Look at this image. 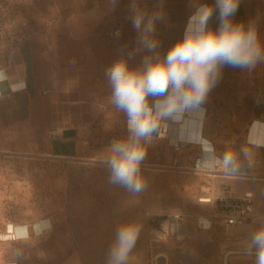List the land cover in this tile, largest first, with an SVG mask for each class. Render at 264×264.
Masks as SVG:
<instances>
[{"label": "crops", "instance_id": "obj_1", "mask_svg": "<svg viewBox=\"0 0 264 264\" xmlns=\"http://www.w3.org/2000/svg\"><path fill=\"white\" fill-rule=\"evenodd\" d=\"M133 2L152 11L160 0H0V264L64 263L59 214L46 194L25 191L32 181L17 166L45 158L106 159L110 141L127 135L126 118L109 103L105 70L121 55L135 52L132 65L146 55L136 51ZM191 5L163 0L166 18L156 24L161 53L182 37ZM234 19L256 20L264 40V0H241ZM210 26H217L215 15ZM199 109L198 134L210 145L185 141L180 120L170 118L142 167L204 176L201 194L213 203L200 204L201 213L216 214L212 235L225 216L216 206L246 193L264 220V64L251 72L225 66ZM240 149L248 155L241 153L232 171L220 158Z\"/></svg>", "mask_w": 264, "mask_h": 264}, {"label": "clouds", "instance_id": "obj_2", "mask_svg": "<svg viewBox=\"0 0 264 264\" xmlns=\"http://www.w3.org/2000/svg\"><path fill=\"white\" fill-rule=\"evenodd\" d=\"M241 0H192V13L183 35L166 51H159L156 24L165 20L163 0L152 11L130 5L129 18L137 33L136 51L146 55L132 65L135 52L121 55L105 70L109 103L126 118L127 135L113 138L105 163L110 182L139 193L147 185L142 165L147 147L161 136L166 121L187 110L198 109L219 82L225 66L251 72L264 64V40L256 20L234 19ZM217 26H210L213 16ZM0 72V79L3 78ZM243 149L220 158L236 171ZM247 156V153H243ZM133 222L117 225L107 251L106 264H129L139 238ZM254 264H264V221H253L245 242Z\"/></svg>", "mask_w": 264, "mask_h": 264}, {"label": "rangeland", "instance_id": "obj_3", "mask_svg": "<svg viewBox=\"0 0 264 264\" xmlns=\"http://www.w3.org/2000/svg\"><path fill=\"white\" fill-rule=\"evenodd\" d=\"M105 160L45 158L26 161L23 170L17 166L21 177L32 181L25 191L46 194L50 210L59 214L66 244L63 264H106L115 229L123 222L140 227L129 264H224L230 250L240 253L230 254L227 264H254V256L244 253L248 232L220 229L212 235L197 225L198 217L208 215L201 213L200 204L213 203L199 202L210 197L201 194L204 176L142 167L147 185L135 193L110 182ZM216 210L222 211L218 206ZM175 216L189 220L178 229L172 221ZM254 220L264 221L253 207L243 226L252 227ZM213 224L214 228L216 219Z\"/></svg>", "mask_w": 264, "mask_h": 264}, {"label": "built area", "instance_id": "obj_4", "mask_svg": "<svg viewBox=\"0 0 264 264\" xmlns=\"http://www.w3.org/2000/svg\"><path fill=\"white\" fill-rule=\"evenodd\" d=\"M4 11L3 13H5ZM264 126V119L262 121ZM259 146L264 150V139L259 144ZM264 167V165H263ZM202 198L199 199V202L202 203H212V198H204L206 201H201ZM218 207L225 213L224 223L221 226V229L225 233H231L237 227L242 226L247 221L251 219L253 207H254V197L252 193H246L241 198L231 199L227 201H222L218 204ZM216 219V214L210 212L207 216L198 217L196 219L197 225L200 229L210 232L213 229V222ZM189 219L182 216H175L172 218V221L175 224V228H182V226ZM230 255V254H229ZM228 255V256H229Z\"/></svg>", "mask_w": 264, "mask_h": 264}, {"label": "bare ground", "instance_id": "obj_5", "mask_svg": "<svg viewBox=\"0 0 264 264\" xmlns=\"http://www.w3.org/2000/svg\"><path fill=\"white\" fill-rule=\"evenodd\" d=\"M203 113L201 112V109H192V110H187L181 114H177L174 118H171L172 120H180V123L177 124L178 125V133L180 134V137L184 138L185 141H194V142H200L203 143V146H209L210 144L205 141L204 139H202L200 137V135L198 134V129H199V124H200V120L196 119V117H202ZM170 121V120H169ZM172 122V121H170ZM169 123V122H168ZM257 123V122H255ZM167 124V123H166ZM195 127V132H194V137L193 138H188L187 134L190 128H194ZM169 130V129H168ZM174 131V130H173ZM177 131V130H176ZM191 134V132H190ZM172 138V137H171ZM176 138V137H175ZM198 144V143H197ZM200 145V144H199ZM208 148V147H207ZM205 161V160H204ZM203 161V162H204ZM213 161V160H211ZM206 163V162H205ZM210 163V161H209ZM200 165V164H199ZM206 165V164H205ZM208 165V164H207ZM213 164H210V166ZM204 166V164H203ZM209 166V165H208ZM212 167V166H211ZM201 201H206V199L202 198ZM249 227V226H248ZM247 226H239L237 228H239L240 230L244 231V232H248L250 228H248ZM242 252V251H241ZM234 254V253H240L238 251H234V250H230L227 251L224 255V264H227V258L229 254ZM244 253H248L247 251Z\"/></svg>", "mask_w": 264, "mask_h": 264}]
</instances>
